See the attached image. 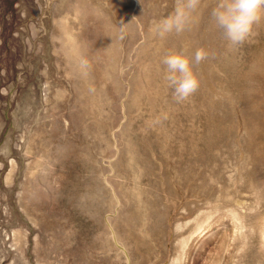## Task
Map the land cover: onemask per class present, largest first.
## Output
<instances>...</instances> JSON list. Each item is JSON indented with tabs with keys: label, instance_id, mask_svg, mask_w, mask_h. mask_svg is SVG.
Wrapping results in <instances>:
<instances>
[{
	"label": "rangeland",
	"instance_id": "374dc122",
	"mask_svg": "<svg viewBox=\"0 0 264 264\" xmlns=\"http://www.w3.org/2000/svg\"><path fill=\"white\" fill-rule=\"evenodd\" d=\"M215 3L0 0V264H264V19L229 49Z\"/></svg>",
	"mask_w": 264,
	"mask_h": 264
},
{
	"label": "clouds",
	"instance_id": "9594fccd",
	"mask_svg": "<svg viewBox=\"0 0 264 264\" xmlns=\"http://www.w3.org/2000/svg\"><path fill=\"white\" fill-rule=\"evenodd\" d=\"M202 0H175L174 8L167 16L154 22V31L161 37L182 34ZM210 19L220 32L221 39L231 49L243 44L252 34L258 21L264 19V0H216L210 11ZM208 58L203 47L194 54L187 49L170 50L163 56L164 80L177 102L188 100L198 89L199 79L194 65Z\"/></svg>",
	"mask_w": 264,
	"mask_h": 264
},
{
	"label": "bare ground",
	"instance_id": "6f19581e",
	"mask_svg": "<svg viewBox=\"0 0 264 264\" xmlns=\"http://www.w3.org/2000/svg\"><path fill=\"white\" fill-rule=\"evenodd\" d=\"M233 213H234V212H233ZM238 214H239V213H238ZM235 215H236V216H235ZM240 215H241V214H239V216H240ZM234 216H235L236 218H235ZM239 216L237 217V212H235V214L232 216V218L234 217V218H235V222H236V219H238ZM262 216H263V215H262ZM242 218H243V217L240 216V219H238V220L241 222V221H243ZM262 218L264 219V217H261V219H262ZM241 219H242V220H241ZM232 221H233V223H234V220H232ZM239 221L236 222V223H234V225L236 226V224L238 223L236 227H240V231H241V230H242L241 228H242V226L244 225V221H243V225H242V226H241V225L239 226ZM262 223H263V222H262ZM240 224H242V223H240ZM244 226H245V225H244ZM262 227H263V226H262ZM263 228H264V227H263ZM263 228H262V230H261V231H262V232H261L262 234L264 233V229H263ZM201 229H202V227H201ZM198 230H200V229H198ZM200 231H201V230H200ZM200 231H197V232H200ZM240 231H238L237 233H239ZM241 232H243V231H241Z\"/></svg>",
	"mask_w": 264,
	"mask_h": 264
}]
</instances>
